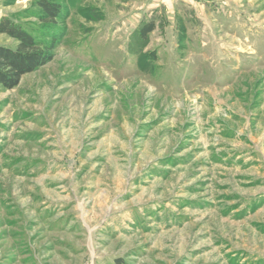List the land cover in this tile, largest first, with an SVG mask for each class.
Returning <instances> with one entry per match:
<instances>
[{"label": "rangeland", "instance_id": "374dc122", "mask_svg": "<svg viewBox=\"0 0 264 264\" xmlns=\"http://www.w3.org/2000/svg\"><path fill=\"white\" fill-rule=\"evenodd\" d=\"M50 1L0 0L54 42L0 89V264H264V0Z\"/></svg>", "mask_w": 264, "mask_h": 264}, {"label": "trees", "instance_id": "16d2710c", "mask_svg": "<svg viewBox=\"0 0 264 264\" xmlns=\"http://www.w3.org/2000/svg\"><path fill=\"white\" fill-rule=\"evenodd\" d=\"M37 7L42 11L41 20L55 25L61 14L59 3L50 0H37ZM154 29V22L149 21L140 29V36L145 38ZM0 33L16 41L14 47L0 45V89L11 90L18 86L21 78L38 70L53 58L54 42H44L31 32L8 17L0 20Z\"/></svg>", "mask_w": 264, "mask_h": 264}]
</instances>
